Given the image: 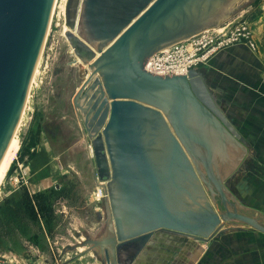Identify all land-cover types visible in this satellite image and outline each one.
Wrapping results in <instances>:
<instances>
[{
	"label": "water",
	"instance_id": "obj_1",
	"mask_svg": "<svg viewBox=\"0 0 264 264\" xmlns=\"http://www.w3.org/2000/svg\"><path fill=\"white\" fill-rule=\"evenodd\" d=\"M237 0H67L65 32L89 73L75 96L104 189L102 264H132L159 233L209 240L243 222L228 178L248 144L198 67L148 71V57L237 9ZM53 0H0V161L17 126ZM80 97V100H79ZM241 204V205H238Z\"/></svg>",
	"mask_w": 264,
	"mask_h": 264
},
{
	"label": "rangeland",
	"instance_id": "obj_2",
	"mask_svg": "<svg viewBox=\"0 0 264 264\" xmlns=\"http://www.w3.org/2000/svg\"><path fill=\"white\" fill-rule=\"evenodd\" d=\"M62 3L66 6L67 0H55L41 58L21 112L17 130L20 148L0 187V264H102V259L95 257L92 249L87 251L89 245L83 243V231L94 238L102 230L104 198L97 201L92 195L99 177L84 114L74 101L85 78L84 66L66 38ZM236 4L237 9L216 26L246 20L251 41L238 44H246L255 53L264 47L263 36L258 42V33L264 34V0H237ZM45 149L49 159L41 166L35 158ZM252 161L251 156L245 159L249 168ZM242 173L237 172L229 185L240 197L236 187L243 179ZM71 183L72 196L56 192ZM243 184L249 188L244 180L240 186ZM25 192L35 203L37 216L10 222L2 210L11 198H20ZM40 193L51 195L44 213L37 203ZM244 196L241 201L250 203L257 193L255 197L252 193ZM234 227L238 226L234 223Z\"/></svg>",
	"mask_w": 264,
	"mask_h": 264
},
{
	"label": "crops",
	"instance_id": "obj_3",
	"mask_svg": "<svg viewBox=\"0 0 264 264\" xmlns=\"http://www.w3.org/2000/svg\"><path fill=\"white\" fill-rule=\"evenodd\" d=\"M258 35L260 42L262 32ZM198 70L215 103L248 144L230 174L243 170L240 183L244 180L250 189L239 183L237 191L243 198L244 193L253 197L257 193L250 203L242 198L244 213L257 216L264 224V47L254 53L243 43L226 46ZM47 152L35 158L41 166L49 159ZM249 156L253 158L250 168L245 162ZM235 225L209 240L161 232L132 264H264V231L239 222ZM229 226L234 223L225 224Z\"/></svg>",
	"mask_w": 264,
	"mask_h": 264
},
{
	"label": "built area",
	"instance_id": "obj_4",
	"mask_svg": "<svg viewBox=\"0 0 264 264\" xmlns=\"http://www.w3.org/2000/svg\"><path fill=\"white\" fill-rule=\"evenodd\" d=\"M248 28L246 20H231L221 26L203 29L154 52L148 57L147 70L187 74L191 68L200 66L218 50L242 40L251 41ZM252 44L256 48V44ZM105 186L106 181L99 179L92 194L95 200L104 198Z\"/></svg>",
	"mask_w": 264,
	"mask_h": 264
},
{
	"label": "trees",
	"instance_id": "obj_5",
	"mask_svg": "<svg viewBox=\"0 0 264 264\" xmlns=\"http://www.w3.org/2000/svg\"><path fill=\"white\" fill-rule=\"evenodd\" d=\"M264 40V34H263ZM73 182V181H72ZM60 195H64L65 197L72 196L74 194V184H68L65 186H60L57 188ZM50 194L40 193L37 197V203L40 206V210L44 213V209L47 212L48 207L50 205L49 198ZM6 217L10 218V222L17 223L18 219L27 220L29 217L37 216L36 205L32 201L31 196L26 192L20 198H11L8 201L2 210ZM4 225V224H2ZM4 229V228H3Z\"/></svg>",
	"mask_w": 264,
	"mask_h": 264
},
{
	"label": "bare ground",
	"instance_id": "obj_6",
	"mask_svg": "<svg viewBox=\"0 0 264 264\" xmlns=\"http://www.w3.org/2000/svg\"><path fill=\"white\" fill-rule=\"evenodd\" d=\"M53 2H54V4H52V7H51V13H50V18H49V23H48L47 29L49 28V24L51 22V16H52L51 14H54V11H55V8H54V6H56L55 5V0H53ZM64 5L65 4H63L61 6V8H63V10L65 8V10H66V22H67V3H66V6H64ZM46 33H47V31H46ZM45 37H46V34H45ZM45 37H44V40H43V44L45 42ZM66 38H67V36H66ZM43 44H42L41 50L39 52V56H38L36 64H35V68L33 70V73H32V76H31V79H30V82H29V85H28L27 95L29 94V89L32 86V82L34 80L35 72L37 70V65L39 64V61H40V58H41V51H42V48H43ZM82 65L84 66V68L88 67L86 64H82ZM88 74L85 73L84 77L86 78L88 76ZM26 98H28V96H26ZM25 102H26V99H25ZM24 105H25V103H24ZM22 110H23V108H22ZM21 119H22V116L20 115L18 123H17V126H16L15 131H14V133L12 135V138H11V140H10L8 146H7V149H6V151H5V153H4L3 157H2V160L0 161V187H1L3 181H4L5 177H6V174H7L8 170H9L13 160L16 158V155H17V153L19 151V148H20V140H19V136L17 135V130H18V126L20 124ZM89 146H90V150H91V156L94 157L93 146H92V144H89Z\"/></svg>",
	"mask_w": 264,
	"mask_h": 264
},
{
	"label": "flooded vegetation",
	"instance_id": "obj_7",
	"mask_svg": "<svg viewBox=\"0 0 264 264\" xmlns=\"http://www.w3.org/2000/svg\"><path fill=\"white\" fill-rule=\"evenodd\" d=\"M235 174H236V172H234L233 174H231V175L229 176V178H228V182H227L228 185H230L232 179L235 177Z\"/></svg>",
	"mask_w": 264,
	"mask_h": 264
}]
</instances>
